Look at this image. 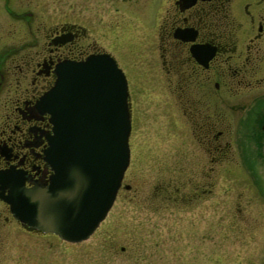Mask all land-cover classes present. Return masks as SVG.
Returning a JSON list of instances; mask_svg holds the SVG:
<instances>
[{
	"label": "rangeland",
	"instance_id": "rangeland-1",
	"mask_svg": "<svg viewBox=\"0 0 264 264\" xmlns=\"http://www.w3.org/2000/svg\"><path fill=\"white\" fill-rule=\"evenodd\" d=\"M3 1L0 26L6 30L12 20L1 7ZM127 1L139 5L150 0ZM124 2L10 0L11 7L28 8L39 27L64 20L121 35V66L130 79V161L105 217L79 242L23 230L0 201V264H260L264 199L248 188L253 186L244 178L246 165H207L204 153L189 148L185 116L169 112V85L162 82L152 45L154 29L133 23L118 32L110 26L113 19L120 25L135 20L126 14ZM239 106L229 114L234 128L244 112ZM171 115L175 123L169 121ZM189 149L198 153L193 161L186 160ZM228 149L237 157L234 145ZM247 169L261 171L264 164L254 158Z\"/></svg>",
	"mask_w": 264,
	"mask_h": 264
},
{
	"label": "flooded vegetation",
	"instance_id": "flooded-vegetation-1",
	"mask_svg": "<svg viewBox=\"0 0 264 264\" xmlns=\"http://www.w3.org/2000/svg\"><path fill=\"white\" fill-rule=\"evenodd\" d=\"M124 4L126 14L135 20L120 25L113 19L109 24L118 32L133 23L154 29L152 45L162 82L169 85V112L185 116L189 148L204 153L207 165L222 161L246 165L244 178L253 186L248 188L264 199V170L247 169L254 158L264 164V0ZM1 7L12 22L6 30L0 26V173L17 172L25 187L43 188L52 174L44 154L52 125L38 103L55 80L56 66L107 53L122 70L130 95L129 73L120 60L121 35L95 26L89 31L64 20L39 27L28 8L11 7L10 0ZM228 102L233 106L226 107ZM237 106L244 112L234 128L229 114ZM169 121L177 120L171 115ZM231 144L237 157L228 149ZM197 154L189 149L191 158L186 160L193 161ZM259 262L264 264V259Z\"/></svg>",
	"mask_w": 264,
	"mask_h": 264
},
{
	"label": "water",
	"instance_id": "water-1",
	"mask_svg": "<svg viewBox=\"0 0 264 264\" xmlns=\"http://www.w3.org/2000/svg\"><path fill=\"white\" fill-rule=\"evenodd\" d=\"M55 76L38 103L52 125L49 183L27 188L17 172H2L0 200L22 226L79 242L105 217L129 162L127 85L105 53L62 62Z\"/></svg>",
	"mask_w": 264,
	"mask_h": 264
}]
</instances>
